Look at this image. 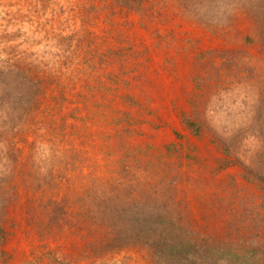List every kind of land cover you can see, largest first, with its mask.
Segmentation results:
<instances>
[{
    "label": "rangeland",
    "instance_id": "rangeland-1",
    "mask_svg": "<svg viewBox=\"0 0 264 264\" xmlns=\"http://www.w3.org/2000/svg\"><path fill=\"white\" fill-rule=\"evenodd\" d=\"M127 7L111 16L87 0H0V194L10 197L0 264H157V231L183 244L211 236L216 248L228 216L212 204L241 182L236 167L214 173L224 156L210 138L264 167V0ZM33 60L47 79L30 93ZM194 115L201 139L181 124ZM173 143L181 153L170 155ZM168 194L177 206L155 209Z\"/></svg>",
    "mask_w": 264,
    "mask_h": 264
},
{
    "label": "trees",
    "instance_id": "trees-1",
    "mask_svg": "<svg viewBox=\"0 0 264 264\" xmlns=\"http://www.w3.org/2000/svg\"><path fill=\"white\" fill-rule=\"evenodd\" d=\"M87 1L92 3V6L97 5L99 8H104L111 16H115L119 6H129L127 8H129L131 12L143 14L147 4V0ZM262 54L264 57V50L262 51ZM29 64L30 65H28L23 74L28 84L27 89L32 93L34 92V89L31 88L33 82L42 84L47 77L43 76L45 73L38 68V64H36L34 60L29 61ZM35 69H38L37 72L34 71ZM18 75L21 77L20 74ZM196 85H198L197 82ZM18 98L20 99L19 96H16L13 100L15 99V102H17L16 100ZM58 100L59 102L62 101L63 97ZM3 102L6 103L7 99H4ZM33 103L35 102L33 101ZM23 106V103H20L18 107L19 109L23 108V112L27 111L26 108L28 106L25 108ZM18 107L15 105L14 108L17 109H13V111H10L9 113H11L12 116L17 115L18 113H16V111L18 110ZM3 109L5 108L1 106L0 110ZM180 120L182 126H184L193 137L196 139L205 137V130H207V127L200 122L197 115H194L192 118L183 116ZM210 142L214 148L224 156V158L217 159L219 166L218 168H215L214 173L236 167L240 170L237 177L239 182H241L240 186L246 188H239L240 186H238L239 184L237 180L233 179L231 186L232 191L229 199H227L228 201L220 200V203L212 204L214 207L213 209L216 212L220 214L226 213L228 216L226 229H223L222 231V237H224L223 239L225 240V243L220 241L216 248H211L209 247L212 240L211 236L203 237L206 240L204 244L173 243L166 237V235H164V233H159L157 231L153 233V242L157 243H154L149 247V254L155 252L151 248H154L157 244H161V254L163 256L156 257L158 259V262H156L157 264H159L160 258V264H264V167L260 166L263 165V163L258 162V165H254L253 159L245 161L244 158V160H242L235 155L232 145H229L222 140L219 141L215 138H210ZM184 144L186 145L187 143L185 142ZM182 146V143H173L167 147V150L170 155L175 153L179 154V152L181 153L183 150L181 148ZM173 181L171 182L173 183ZM5 182L6 180L0 177V189L1 185ZM172 183L168 189H172L173 191ZM9 198L6 195L0 194V262L2 263H5L7 260L4 246L8 239V230L10 226V219L7 211ZM12 199L14 198L12 197ZM247 199L250 201L247 202ZM173 200V197L168 194L161 201L160 205L155 207V209L159 208L162 210L164 207H176L177 204H175ZM138 206L142 209L140 205ZM62 210V206L57 205L50 215V220H53V222L56 220L55 222L57 223V213L60 212L63 214ZM235 211H237V213H235ZM61 216H64V214ZM218 218L219 216L216 215V219ZM35 226L39 229L44 227V225L41 224ZM218 241L219 239L216 242ZM250 247H254L259 253L253 257L244 255L245 251ZM225 248L230 249V251L228 253L224 252L223 249ZM251 259H255V261L250 263ZM54 264L62 263L58 258Z\"/></svg>",
    "mask_w": 264,
    "mask_h": 264
}]
</instances>
